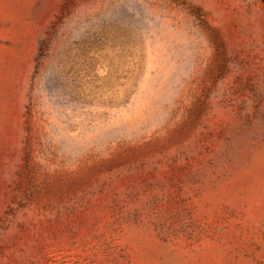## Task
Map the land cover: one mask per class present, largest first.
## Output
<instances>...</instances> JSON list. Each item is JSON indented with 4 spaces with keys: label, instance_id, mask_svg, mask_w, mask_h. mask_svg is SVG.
<instances>
[{
    "label": "rangeland",
    "instance_id": "1",
    "mask_svg": "<svg viewBox=\"0 0 264 264\" xmlns=\"http://www.w3.org/2000/svg\"><path fill=\"white\" fill-rule=\"evenodd\" d=\"M0 264H264V0H0Z\"/></svg>",
    "mask_w": 264,
    "mask_h": 264
}]
</instances>
